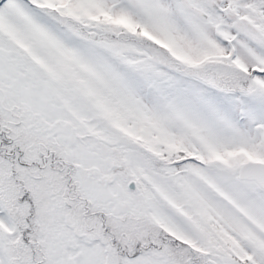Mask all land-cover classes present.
<instances>
[{"label":"snow or ice","instance_id":"snow-or-ice-1","mask_svg":"<svg viewBox=\"0 0 264 264\" xmlns=\"http://www.w3.org/2000/svg\"><path fill=\"white\" fill-rule=\"evenodd\" d=\"M0 264H264V0H0Z\"/></svg>","mask_w":264,"mask_h":264}]
</instances>
